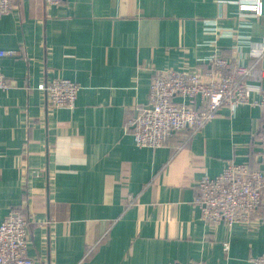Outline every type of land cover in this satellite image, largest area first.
<instances>
[{
    "label": "crops",
    "instance_id": "0c3cea01",
    "mask_svg": "<svg viewBox=\"0 0 264 264\" xmlns=\"http://www.w3.org/2000/svg\"><path fill=\"white\" fill-rule=\"evenodd\" d=\"M240 1L255 0H11L0 223L14 207L28 219L33 264H250L264 253V193L247 227L212 226L194 204L196 181L231 160L264 173L259 107L222 108L157 149L138 148L127 127L149 107L156 71L208 70L215 52L241 59L264 90V0L261 15ZM56 77L79 85L73 109H50L38 89Z\"/></svg>",
    "mask_w": 264,
    "mask_h": 264
},
{
    "label": "built area",
    "instance_id": "2783aa9c",
    "mask_svg": "<svg viewBox=\"0 0 264 264\" xmlns=\"http://www.w3.org/2000/svg\"><path fill=\"white\" fill-rule=\"evenodd\" d=\"M59 5L61 0H46ZM240 12L261 15V2H237ZM11 0H0V18L11 12ZM211 23H207L210 25ZM216 22L214 23V25ZM214 27V26H213ZM207 29H212L207 28ZM214 30V29H213ZM264 53V41L259 43ZM11 52L0 50V59ZM208 70L164 69L156 71L148 91L149 107L128 120L127 127L138 148L157 149L173 136L199 132L226 108L233 115L237 107L249 105L261 110V126L256 133L259 157L264 163V90L248 82L251 68L241 59H229L213 53ZM79 85L63 77L40 84L50 109H73ZM9 83L0 72V91ZM253 93L257 97H253ZM194 204L201 218L212 226L220 224L249 226L261 205L264 193V173L247 163L229 161L215 177L203 175L195 184ZM29 221L18 208H12L0 223V264H33L27 254ZM229 244H223L227 252ZM250 264H264V253L252 257ZM188 264H204L193 261Z\"/></svg>",
    "mask_w": 264,
    "mask_h": 264
}]
</instances>
